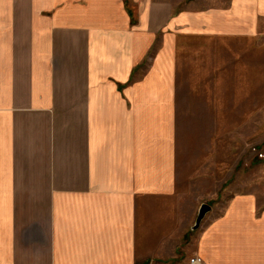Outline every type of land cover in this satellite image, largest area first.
<instances>
[{
  "label": "crops",
  "instance_id": "0c3cea01",
  "mask_svg": "<svg viewBox=\"0 0 264 264\" xmlns=\"http://www.w3.org/2000/svg\"><path fill=\"white\" fill-rule=\"evenodd\" d=\"M128 1L115 21L116 0H0V264L140 262L142 197L167 172L142 150L171 111L173 73L165 37L141 75L142 33L146 54L173 16ZM258 35L240 40L259 67ZM184 238L152 264H264V206L233 195Z\"/></svg>",
  "mask_w": 264,
  "mask_h": 264
},
{
  "label": "rangeland",
  "instance_id": "374dc122",
  "mask_svg": "<svg viewBox=\"0 0 264 264\" xmlns=\"http://www.w3.org/2000/svg\"><path fill=\"white\" fill-rule=\"evenodd\" d=\"M123 1L129 4L116 0L110 10L115 21L122 19L118 10ZM142 2L148 5L147 0ZM161 2L172 11V23L161 39L147 47L146 54L142 33L141 75L156 64L168 37L172 104L166 117L157 121L163 125L157 127L156 137L150 133L149 148L142 138L146 149L142 154L162 155V162L157 159L156 165L162 163L164 170L166 159L167 172L150 179L157 181V194L142 197L139 264H152L154 257L167 258L179 247L187 229L199 228L207 214L194 227L202 203L216 209L233 195L250 193L264 206V60L263 65L258 61L259 67L253 64L251 60L259 52L251 53L248 42L240 40L256 32L259 35L252 49L263 46L264 0L157 3ZM211 29L222 34H202ZM230 31H236L235 35L228 36Z\"/></svg>",
  "mask_w": 264,
  "mask_h": 264
},
{
  "label": "water",
  "instance_id": "95a60500",
  "mask_svg": "<svg viewBox=\"0 0 264 264\" xmlns=\"http://www.w3.org/2000/svg\"><path fill=\"white\" fill-rule=\"evenodd\" d=\"M210 208H211V206L209 204H207V203H202L199 206L194 227H198L199 226L202 218L204 217V215L206 214V212H208L210 210Z\"/></svg>",
  "mask_w": 264,
  "mask_h": 264
},
{
  "label": "built area",
  "instance_id": "2783aa9c",
  "mask_svg": "<svg viewBox=\"0 0 264 264\" xmlns=\"http://www.w3.org/2000/svg\"><path fill=\"white\" fill-rule=\"evenodd\" d=\"M189 264H205V262L201 257L193 255L189 258Z\"/></svg>",
  "mask_w": 264,
  "mask_h": 264
}]
</instances>
